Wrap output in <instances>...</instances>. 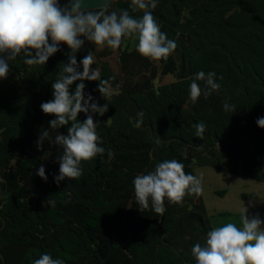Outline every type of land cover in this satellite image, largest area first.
I'll return each instance as SVG.
<instances>
[{
	"label": "trees",
	"instance_id": "trees-1",
	"mask_svg": "<svg viewBox=\"0 0 264 264\" xmlns=\"http://www.w3.org/2000/svg\"><path fill=\"white\" fill-rule=\"evenodd\" d=\"M114 8L142 15L128 0H115ZM151 11L176 41L167 60L139 56L131 40L116 50L89 45L110 95L104 100L99 81H85V91L108 104L93 115L105 153L82 161L78 179L53 183L60 148L48 140L68 125L47 129L48 139L36 147L52 119L39 104L51 98L67 49L44 66L21 57L9 62L0 80V264H32L43 252L65 264H194L191 246L216 226L201 192L180 204L165 200L157 214L138 209L133 177L175 158L185 173L212 166L264 183V128L255 124L264 116V0H159ZM86 51L76 53L77 61ZM199 71L215 72L221 87L193 103L188 84ZM225 100L233 113L222 110ZM197 122L205 124L201 137L194 136ZM41 164L46 182L35 175Z\"/></svg>",
	"mask_w": 264,
	"mask_h": 264
},
{
	"label": "clouds",
	"instance_id": "clouds-1",
	"mask_svg": "<svg viewBox=\"0 0 264 264\" xmlns=\"http://www.w3.org/2000/svg\"><path fill=\"white\" fill-rule=\"evenodd\" d=\"M159 0H128L133 12L142 11L135 17L127 9L114 8L115 0H0V80L9 75V62L22 58L28 66H44L48 59L62 46L67 49L66 63H61L58 78L50 83V99L42 101L39 109L52 119L36 141L39 149L48 139L47 129H60L68 125L64 134L48 140L49 146L60 148L55 158L58 170L53 183L78 179L82 175V161H89L105 153L96 127L99 121L93 115H103L108 104H98L90 92L85 91V81H99L97 90L105 98L109 88L97 69L89 45L97 50L118 49L123 40L134 42L136 53L150 61L167 60L176 49V41L161 31L152 15ZM87 46L86 54L77 61L76 53ZM221 78L213 71H199L188 84V97L194 103L203 94L205 97L220 89ZM202 82L201 83H198ZM75 83L74 88L72 87ZM221 108L233 113L236 108L225 100ZM78 114H84L83 120ZM136 126L143 117L137 113ZM255 124L264 128V116L256 118ZM194 136L201 137L205 124L194 125ZM110 154V153H109ZM35 175L47 181L44 165L36 168ZM3 180L0 179V183ZM132 190L138 209L151 208L162 214L165 200L180 204L187 194L201 192V178L185 173L181 160L163 159L151 170L137 173L132 179ZM54 206L55 201H49ZM240 214V226L232 222L210 228L203 243L191 246L194 264H264V218L258 215ZM32 264H65L62 258H53L50 253H40Z\"/></svg>",
	"mask_w": 264,
	"mask_h": 264
},
{
	"label": "rangeland",
	"instance_id": "rangeland-1",
	"mask_svg": "<svg viewBox=\"0 0 264 264\" xmlns=\"http://www.w3.org/2000/svg\"><path fill=\"white\" fill-rule=\"evenodd\" d=\"M110 62L114 64V57ZM168 78L165 76L162 80L167 81ZM194 173L201 178V197L208 212L214 215V225L232 222L240 226V214L244 208L246 215L264 218V210H260L264 208V183L212 166L195 167Z\"/></svg>",
	"mask_w": 264,
	"mask_h": 264
},
{
	"label": "water",
	"instance_id": "water-1",
	"mask_svg": "<svg viewBox=\"0 0 264 264\" xmlns=\"http://www.w3.org/2000/svg\"><path fill=\"white\" fill-rule=\"evenodd\" d=\"M60 2H61V3H63V2H64V0H60Z\"/></svg>",
	"mask_w": 264,
	"mask_h": 264
},
{
	"label": "crops",
	"instance_id": "crops-1",
	"mask_svg": "<svg viewBox=\"0 0 264 264\" xmlns=\"http://www.w3.org/2000/svg\"><path fill=\"white\" fill-rule=\"evenodd\" d=\"M260 210H264V208L262 207Z\"/></svg>",
	"mask_w": 264,
	"mask_h": 264
}]
</instances>
